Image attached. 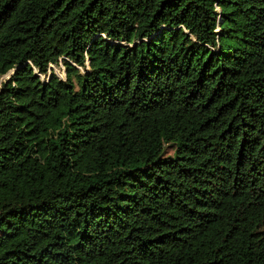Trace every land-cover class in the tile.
<instances>
[{
    "label": "trees",
    "instance_id": "1",
    "mask_svg": "<svg viewBox=\"0 0 264 264\" xmlns=\"http://www.w3.org/2000/svg\"><path fill=\"white\" fill-rule=\"evenodd\" d=\"M11 70L0 264H264V0H0Z\"/></svg>",
    "mask_w": 264,
    "mask_h": 264
},
{
    "label": "rangeland",
    "instance_id": "2",
    "mask_svg": "<svg viewBox=\"0 0 264 264\" xmlns=\"http://www.w3.org/2000/svg\"><path fill=\"white\" fill-rule=\"evenodd\" d=\"M81 68H83V66H81ZM13 72V70L9 71L8 73L4 74L1 78H0V85L1 82L6 79L7 77H9L11 75V73ZM48 73H58L59 76L61 77H66V68L64 65V62L62 60V58L58 61V62H54L53 66L50 67L49 72ZM37 153L41 156H43L46 153V148L44 146H41L38 148Z\"/></svg>",
    "mask_w": 264,
    "mask_h": 264
},
{
    "label": "built area",
    "instance_id": "3",
    "mask_svg": "<svg viewBox=\"0 0 264 264\" xmlns=\"http://www.w3.org/2000/svg\"><path fill=\"white\" fill-rule=\"evenodd\" d=\"M60 59H61V58H60ZM53 63H54V62H51V63H50L47 72H40V71L38 70L37 67H35V70L41 75V77H42L43 79H46V78H48V77L52 74V73H48V72H49L50 67L53 66ZM57 74H58V73H57ZM58 75H59V74H58Z\"/></svg>",
    "mask_w": 264,
    "mask_h": 264
}]
</instances>
